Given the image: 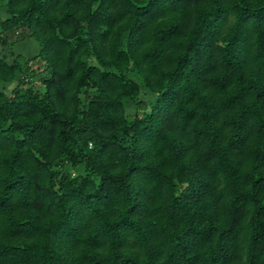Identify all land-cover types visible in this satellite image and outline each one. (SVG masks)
Listing matches in <instances>:
<instances>
[{"label":"trees","instance_id":"obj_1","mask_svg":"<svg viewBox=\"0 0 264 264\" xmlns=\"http://www.w3.org/2000/svg\"><path fill=\"white\" fill-rule=\"evenodd\" d=\"M0 1L7 13L0 43L8 32L15 43L19 29L39 42L35 53H14L11 63L0 55V72L20 74L11 92L0 90V219L10 221V232L32 228L0 240V264H218L220 257V264H264V135L251 143L240 135L242 120L254 118L264 129V27L260 55L238 58L235 51L239 18L264 20V0H189L179 7L154 0ZM160 16L169 18L157 23ZM217 56L228 66L223 71ZM31 59L49 69L36 89L20 85L34 72ZM150 103L154 113L160 103L171 107L159 120L125 118L128 107L143 112ZM179 114L214 163L188 159L196 146H180L173 127ZM219 114L231 117L250 172L221 146ZM107 145L114 147L102 153ZM137 167L146 171L136 174ZM120 226L130 229L134 254L120 251L128 246L116 238ZM97 228L112 237L115 254L104 260L94 251L90 229ZM197 232L206 238L192 241ZM213 240L205 258L200 249Z\"/></svg>","mask_w":264,"mask_h":264},{"label":"clouds","instance_id":"obj_2","mask_svg":"<svg viewBox=\"0 0 264 264\" xmlns=\"http://www.w3.org/2000/svg\"><path fill=\"white\" fill-rule=\"evenodd\" d=\"M189 2V0H154V3L159 6H166V5H173L176 7L183 6L185 3ZM28 5H22L21 7H27ZM146 16L152 15V11L146 12ZM169 17L167 16H160L157 23H159L162 20H166ZM260 27H264V20H261L258 16L255 15H248L244 14L239 18V24H238V39L237 44L238 47L235 48V51L237 53V57L240 58L242 55H248L250 57H256L260 55L261 49L259 47V31L258 29ZM2 34V33H0ZM17 45H12L11 50H16ZM225 44H222L221 47H225ZM9 51V46L0 45V52L6 53ZM217 65L218 67L223 71L228 66L223 63L222 56L216 57ZM11 63V59L8 61ZM227 77L228 73H224ZM20 75L8 73L7 71L0 72V90H3L7 88V86L10 83H15L17 76ZM211 89V84L209 83V90ZM157 97H159V93L156 94ZM205 97L208 95V91H205L202 93ZM148 100L152 101V97L148 96ZM171 107L170 103H160L159 107L157 108L156 112H153V108L151 106V103L149 104V107L145 109L143 112L140 113L139 118L144 119L145 116H154L155 119L159 120V113L161 111H167L168 108ZM194 120L199 119V116L196 112L192 113ZM125 118L131 122L132 116H131V110H126L124 113ZM231 119L230 116H225L223 114H219L214 122V127L217 130V133L222 141V147L226 148L230 153L233 155V159L235 162L242 163V172L248 173L252 170V162L251 159L248 157L246 151L241 150V144H243V140H241L239 143H237L233 139V129L230 123L228 121ZM184 120L183 114H179L176 119L174 120L173 127L176 130V134L179 135L180 138V146L183 148L184 144H188L189 146L195 145L193 153L188 157V159H192L196 156L201 157L205 161H210L214 163V157L213 154L209 152L207 145L196 135L193 134L192 128L187 125H182V121ZM242 127L240 131V135L243 137L249 138V143L255 141L260 136L264 135V129H261L256 125V122L253 119H246L241 121ZM181 127L183 130L181 131ZM175 138V135H174ZM91 147V145H90ZM113 145H107L106 147H103L101 149V152H107L109 151ZM136 174H141L146 171V169L137 167L136 168ZM185 187H187V184H185ZM206 187V186H205ZM179 194V193H177ZM145 193L143 190H138L137 192V199H142L144 197ZM251 207V206H250ZM139 208V205L137 206ZM126 210V209H125ZM136 212L137 210H133ZM9 224L10 221L7 218L0 219V240L7 241L9 236H19L20 232L23 231L24 233H31L32 228L31 226L25 225L23 229L18 228L15 232L9 231ZM218 226H222L218 225ZM207 227V225H205ZM92 233L96 236V246L94 247V251L97 254L99 258L102 260L112 257L115 253L112 247V237L107 236L106 234L99 231V229H90ZM130 229L127 226H120V228L117 231V239H127V247H122L120 249L121 252L131 255L134 254L136 249L135 247H132L133 241L129 238ZM212 235L211 230H208V236L210 237ZM197 238H206L203 236V233H193L191 240L194 241ZM231 237L229 234H225V241L226 246H229L227 244V241L230 240ZM32 241H28V243H31ZM159 243L158 240H153V246H156ZM239 243L241 245L244 244V238L243 235L240 238ZM88 244V239L85 237L81 242V249H83ZM190 241L186 239L185 245L189 246ZM215 247V240H213L210 244H206L204 247L200 249V253L207 258V256L210 254V249ZM166 251L165 246H160L158 254H163ZM224 258L220 257L218 258V264H220V261H222Z\"/></svg>","mask_w":264,"mask_h":264},{"label":"rangeland","instance_id":"obj_3","mask_svg":"<svg viewBox=\"0 0 264 264\" xmlns=\"http://www.w3.org/2000/svg\"><path fill=\"white\" fill-rule=\"evenodd\" d=\"M6 15H7L6 11L0 7V18H4ZM19 31H20L19 34L21 35L16 37L17 41L15 43H11V41L14 38V33L12 32L7 33L8 36L7 43H0V45L9 46V51H7L6 53L0 52V55H3L8 61L9 59L11 60L13 59L14 53L20 52L21 55L26 56V55H31L38 50L39 42L33 37H26V35H23L20 29ZM17 44L18 46L16 47V50H11V46ZM29 63L32 66L34 72L32 73V75H29L27 79H24L22 82H20V85H30L34 89H36L37 87L41 86L40 77L42 75L48 74L49 69H44L43 62L39 59H31ZM16 83L17 81L15 83H10L7 86V88H5L4 90L8 93L11 92L12 87L16 85ZM148 96L152 97L153 95L149 93L141 94V97L145 100H148L147 99ZM129 109L131 110V114L141 113V111L137 110V108L135 107H128L127 110Z\"/></svg>","mask_w":264,"mask_h":264}]
</instances>
